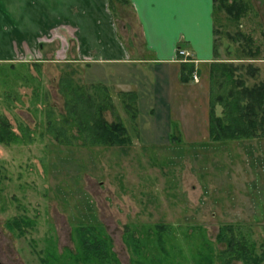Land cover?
Masks as SVG:
<instances>
[{
  "label": "rangeland",
  "instance_id": "374dc122",
  "mask_svg": "<svg viewBox=\"0 0 264 264\" xmlns=\"http://www.w3.org/2000/svg\"><path fill=\"white\" fill-rule=\"evenodd\" d=\"M118 5L110 0L128 16ZM212 10L214 62L235 66L247 86L264 82V0H213ZM16 60L0 62V116L15 136L0 143V264H88L79 225L98 228L116 264H243L218 239L231 225L264 264V130L187 143L174 128L155 143L139 128L144 68ZM83 93L129 144L77 132L72 104Z\"/></svg>",
  "mask_w": 264,
  "mask_h": 264
},
{
  "label": "crops",
  "instance_id": "0c3cea01",
  "mask_svg": "<svg viewBox=\"0 0 264 264\" xmlns=\"http://www.w3.org/2000/svg\"><path fill=\"white\" fill-rule=\"evenodd\" d=\"M116 5L129 15L118 14L110 0H0V62L144 68L149 78L143 74L141 96L150 102L139 128L155 143L168 140L174 128L184 142L206 141L207 76L216 54L213 0H114ZM183 62L193 65L196 81L180 80ZM125 92L134 100L140 94Z\"/></svg>",
  "mask_w": 264,
  "mask_h": 264
},
{
  "label": "trees",
  "instance_id": "16d2710c",
  "mask_svg": "<svg viewBox=\"0 0 264 264\" xmlns=\"http://www.w3.org/2000/svg\"><path fill=\"white\" fill-rule=\"evenodd\" d=\"M234 11L239 6L231 5ZM193 70L190 62H183L180 69V80L188 81ZM235 66L228 62H212L209 69V121L208 131L210 140H221L238 136H255L264 130V82H258L251 86L245 85L243 79L238 77ZM72 82L70 81V84ZM78 88V87H77ZM74 90H79V89ZM80 88V87H79ZM128 98H133L130 92L120 93ZM73 107H78V115L73 118L77 132L89 137L93 142L115 144L118 146L130 143L129 136L120 121H106L100 108L93 106L92 95L76 94ZM104 98V97H102ZM129 106V103H125ZM221 107L220 115H216L214 108ZM77 114V110H75ZM57 132H63L62 126L54 127ZM262 132V131H260ZM171 139H178L174 134ZM15 136L5 117L0 116V143L7 144L14 140ZM230 226L221 229L218 239H224L227 246L231 247L230 253L234 257L243 260V264H263L258 256L251 251V242L240 234L233 237ZM156 227L162 231L163 224ZM227 233V234H226ZM230 234V235H228ZM239 234V233H238ZM77 235L83 250V257L88 264H116L107 238L96 230L95 226H77Z\"/></svg>",
  "mask_w": 264,
  "mask_h": 264
},
{
  "label": "built area",
  "instance_id": "2783aa9c",
  "mask_svg": "<svg viewBox=\"0 0 264 264\" xmlns=\"http://www.w3.org/2000/svg\"><path fill=\"white\" fill-rule=\"evenodd\" d=\"M176 53H178L179 55H182L184 58H187V56H189V53L188 52H186V51H184V50H182V49H180V48H177L176 49ZM185 61H188L189 59H184ZM192 79L193 80H197V76H196V74H194V73H192Z\"/></svg>",
  "mask_w": 264,
  "mask_h": 264
}]
</instances>
